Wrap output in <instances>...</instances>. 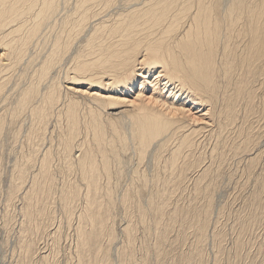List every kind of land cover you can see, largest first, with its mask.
Here are the masks:
<instances>
[{"label":"bare ground","instance_id":"bare-ground-1","mask_svg":"<svg viewBox=\"0 0 264 264\" xmlns=\"http://www.w3.org/2000/svg\"><path fill=\"white\" fill-rule=\"evenodd\" d=\"M149 76L153 90L161 87L173 98L159 100L164 111H147L140 94L124 101L137 78ZM83 84L99 90L76 94ZM184 98L207 107L214 122L205 133L214 139L207 164L194 155L200 128L188 130L174 119L183 117ZM257 112L264 114V0H0V142L9 136L24 150L11 166L6 195V208L16 210L19 202L15 239L24 258L16 264H29L30 236L49 226L58 244L57 207L76 223L75 264H131L135 226L125 221L123 246L112 249L115 235L104 223L118 206L106 188L128 173L134 191L121 194L120 207L143 196L147 206L139 204V218L150 211L161 222L189 173H195L189 181L198 197L211 193L225 160L241 157L251 186L248 220H254L264 209V131L245 125ZM166 149L162 178L128 171L130 160L148 154L160 159ZM150 183L155 190L147 189ZM101 190L104 201H98ZM211 203L195 222L197 245L204 241ZM173 214L168 224L156 221L158 252L174 218H186L188 209ZM55 253L39 256L38 264H58ZM187 254L185 264H200L197 249Z\"/></svg>","mask_w":264,"mask_h":264},{"label":"rangeland","instance_id":"rangeland-1","mask_svg":"<svg viewBox=\"0 0 264 264\" xmlns=\"http://www.w3.org/2000/svg\"><path fill=\"white\" fill-rule=\"evenodd\" d=\"M17 77L18 76L15 74V76L12 78L13 80L11 83H13L17 79ZM151 80L152 79L150 76H149V80H144L138 77L136 82L134 83L133 86L134 88L128 94H123V97L125 98L124 101L127 102L129 100L128 102L131 101L133 102L136 96L140 94L138 96L142 97L141 102H144L147 111L153 109H156V111L159 112L164 111L166 106L162 107L161 106L162 103L160 104L159 100L166 99L168 102H170L171 100H173V98L169 96L168 92L162 90L161 87H157L158 88L157 90H153V86L149 84ZM63 86L68 87L66 84H64ZM77 88L78 89L75 90L76 94H80L83 96H88V94H93V93L95 94L99 90L98 88L95 87L90 88L89 85L87 86L84 84ZM158 95L160 96L157 97ZM179 99L175 98L174 101H176L177 103ZM154 100H156V102ZM183 101H184L182 107L183 117L182 115H180L181 117L179 118L177 117L179 115H177L174 119H178L179 121L183 122V124L185 123L187 125L185 127V125H183L182 123L177 122L178 127L182 126L188 130L194 127L193 130L195 131L198 128H200L199 129L200 134H198V136L199 135L200 136L199 138L198 136L196 137L197 138L196 143L199 142L201 146L199 143L196 144L198 150L194 148V155H196L195 158L197 157L198 154L202 155V157L206 159L204 162H206L207 164L208 160L206 157L210 152V150H212L210 148L213 147L214 139L212 140L207 139L206 134H208L209 130L212 129V127L214 126V122L212 119L210 120L208 113L206 114L207 107L205 106L203 107V105L199 106V104L194 105V102H192V100L188 98H184ZM129 105L130 103H127V105L125 106L131 108L132 105H130V107ZM239 115H242V112H240ZM251 118L253 122L251 121ZM262 121H264V114L257 112V114H253L251 117L248 118L247 121L248 124L246 123L245 126L249 127L252 125L251 126L252 130L255 129L253 132H255L256 130L261 132L264 131L263 129L264 122L262 123ZM189 123H191L190 125L192 126H189L188 125ZM254 126L255 127L259 126V127L257 129L254 128ZM201 127H204L202 128L203 130L201 129ZM185 128L184 130H186ZM234 134L235 133L233 134L231 133L230 136L234 137L235 136ZM6 139H7L6 141L2 139V141L0 142V144L3 145V146L0 145L1 147L0 148L1 150L0 151L1 152L0 154L1 155L0 156V169H1L0 170V264H8V263L16 264L17 261L21 262L24 258L23 256L24 253L22 254L21 252L22 250L20 251L19 248L17 247L16 244L17 242L15 239L19 225L18 222L19 213L17 207L19 206V202H17L15 205L16 210L13 207L6 208L7 206L6 195H7L8 186L10 185L9 179H10V173L12 171L11 166L13 165L14 160L16 158L18 159L24 150H19L18 149L19 143H14V141L11 140L12 139L11 137L8 136ZM261 141L262 143L264 142V137L262 138ZM2 142H4V144ZM171 143L172 142H169L170 145H168L169 147L167 146L168 151L169 150L171 151V149L169 148L172 149L174 148L173 147L174 142L172 143L173 144L172 147H171ZM167 149L164 151L166 154H164L163 152V154L161 155L162 157L160 159H153L152 155L150 154L146 155V157L142 158L141 160H137V159L135 160L131 158L132 161L130 160V162L127 163L128 164L127 168L130 169L128 171H135L137 172V174H148V175L149 174L152 175L151 172L152 173L158 172L162 178L163 172L161 173V171L163 170L160 169H163L162 167L165 166L164 163L165 159L163 158H165L168 155ZM184 151L185 154L188 155V152L186 150ZM75 156L76 155H74V157ZM235 159L237 158H234L233 160H230L228 158L227 160H225V163L221 166V172H220L221 178L219 177L217 181H215L214 183L215 186L211 191V193L205 192V194L198 195V197H195L194 194L192 193L193 183L189 181L195 176V173H189L188 175H190V177L185 182V184L181 186V190H180L181 192L175 191L176 194L174 192V194L170 197L167 207L168 211L161 222H159L160 219L154 215V212H150V211H147V214L143 218L144 220L139 218L140 214H139V210H137L138 206H140L139 204H142L144 207L147 206L146 198L143 196L129 200L128 205L124 206L126 212H123L125 210H123V208H121L119 205L121 194L123 192H128L129 194L134 191L133 186L131 187L129 186L130 173L124 175L118 181L113 182L106 189H109V191L111 192V195L113 197L112 202L116 203V205L118 206L109 209L110 210L109 218L107 219L106 222L104 221V223H106V225L109 226L110 230L115 235L116 240L114 239L115 242H113L114 245L112 244L111 248L120 249L123 246L124 236L121 233V231L123 227L126 225V223L129 221L132 225L135 226V228H133L134 233H133L132 246H131L132 256L133 259L135 260V263L133 260L131 264H185L184 261L185 255L187 253L190 254L192 251L194 252L196 249L201 254L200 264H264V214H263L264 209L258 212L259 216L257 214L254 220H248V217L251 214L250 212L251 207L249 206V201L251 199L249 197L250 195L249 192H251L250 191L251 186L246 183L247 176H245L244 174L245 171H243L245 161L243 163V159L241 157L238 158V160L240 159L239 161ZM1 160L3 163L1 162ZM192 161L193 160L191 159L190 163H192ZM214 167H216V163H213V168ZM240 176L242 179L240 178ZM113 179H115V177ZM239 181L242 182L240 183ZM152 184L150 186L147 184L148 190L150 189L151 186L154 185ZM60 189L61 187L59 188V190L58 189L55 190V194H53L52 196L58 194L60 192ZM81 190L82 193L85 192L84 187H82ZM145 190H143L144 191L143 193H147L148 190L146 191ZM150 190H155V187L153 188L151 187ZM245 190H247V192ZM103 192H104L103 190L99 192V195L102 196V198H99L98 201L105 200ZM205 199L207 200V202ZM209 201H211L212 203L210 207L211 208L210 214H208V221H207L208 224L205 231V236H204L205 238L204 241H202V243L200 242L197 245L196 230L194 228V225L196 220L203 218L204 215L203 210L206 209L205 206ZM52 202L54 201L52 200ZM144 202L146 203V205ZM54 204H52L51 206H54ZM184 208L188 209V216L184 218V216L182 215L174 218L175 220L173 223H171L166 235L167 242L165 243V245L162 246L163 248L162 251L158 252L156 250V245L158 241L156 234H158L157 231H159V227L155 225L156 221L159 223L165 221L164 224H168L169 222L166 221L167 217L171 216L175 212V209L180 210V212L186 211V209ZM54 209L56 212L54 224L58 225L60 223L61 238L58 241V244L53 243L51 239L52 238L51 234L49 235L48 232H50L51 227L53 229L54 226H49L50 229H48V231H45L44 234L43 232H38L33 234L32 237L30 236L31 239L30 238L29 239L33 245L32 248L33 250L31 249L30 253L33 252V254L28 257L29 264H38V260L40 259L41 256L49 255V253L53 254L54 250L57 253H55L53 259L55 258L58 264H75V260L73 259L72 256H70V252L72 251L73 245L75 244L74 242L75 233L73 231V228L75 227L76 223L73 220L67 222L62 212L59 211V208L57 207ZM5 212L8 214H6ZM148 213L151 215L149 216ZM125 215L128 219L124 218ZM198 215L201 217L199 218ZM192 216H195V218L193 219ZM189 220L191 222H189ZM53 222L54 219L51 221V224ZM68 224H71L70 225L71 228L69 226L67 227ZM145 224H147V226H145ZM151 224L152 226H150ZM153 230L156 232H154ZM40 233H42V235ZM216 234L220 236L219 237L216 236L215 238L212 237V235L215 236ZM39 238H41L42 240ZM190 250L192 251L190 252ZM13 255L15 258L13 257ZM23 264H27V261L23 262Z\"/></svg>","mask_w":264,"mask_h":264}]
</instances>
